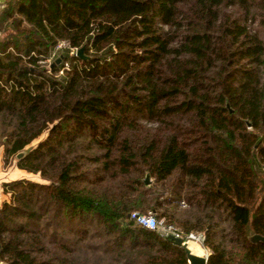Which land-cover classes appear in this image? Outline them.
<instances>
[{"label": "trees", "instance_id": "trees-1", "mask_svg": "<svg viewBox=\"0 0 264 264\" xmlns=\"http://www.w3.org/2000/svg\"><path fill=\"white\" fill-rule=\"evenodd\" d=\"M0 31L2 163L42 179L0 181V264H187L131 212L264 264V0H4Z\"/></svg>", "mask_w": 264, "mask_h": 264}, {"label": "built area", "instance_id": "built-area-1", "mask_svg": "<svg viewBox=\"0 0 264 264\" xmlns=\"http://www.w3.org/2000/svg\"><path fill=\"white\" fill-rule=\"evenodd\" d=\"M3 7H4V0H0V10ZM0 35H1V31H0ZM65 45H66V41L58 40L54 45L53 49L50 51L49 55L44 57L43 59L38 60V62L43 63L44 67L47 69V63L50 61V59L54 57L56 51ZM9 49L12 50L10 47ZM67 66L68 63L66 61L63 62L62 66L58 69V73H61L64 68H67ZM131 216H133L135 220L140 224H142L143 226L155 229L157 233L162 236L172 235L174 237L181 238L182 241L193 239L194 241H197L198 243L202 244L203 233L201 231H189L183 234L178 227L174 226L171 223H167L163 218H156L152 213L149 212L145 214L131 212ZM204 256H207V253H205Z\"/></svg>", "mask_w": 264, "mask_h": 264}, {"label": "rangeland", "instance_id": "rangeland-1", "mask_svg": "<svg viewBox=\"0 0 264 264\" xmlns=\"http://www.w3.org/2000/svg\"><path fill=\"white\" fill-rule=\"evenodd\" d=\"M50 63H47V69L49 68ZM18 177H26L28 179H32V180H37V181H42V179L38 176L37 173H32V172H26L20 168H18L14 161L11 160L9 161L8 164H3L2 163V154H1V146H0V181L1 180H6V179H12V178H18ZM145 179V178H144ZM145 181V180H144ZM147 182H151V178L147 176ZM186 204L184 202L180 203V207H185ZM188 241H194L193 239H189L186 241V243ZM195 243H197L199 245V247L201 248V253L200 255H204L205 253L208 254L209 249L205 246H203V243L200 244L197 241H194ZM189 250L193 253H199L198 250H196V248L194 247H188Z\"/></svg>", "mask_w": 264, "mask_h": 264}, {"label": "water", "instance_id": "water-1", "mask_svg": "<svg viewBox=\"0 0 264 264\" xmlns=\"http://www.w3.org/2000/svg\"><path fill=\"white\" fill-rule=\"evenodd\" d=\"M74 54L81 59L87 57L83 52V45L76 47L74 50ZM59 60H60V56H57V57H55L54 62L57 63V62H59ZM247 125H248V127H250V122L248 120H247ZM25 150L26 149H22V150H19L18 152H16L15 157H17V158L20 157L25 152ZM144 178H145L144 179L145 182H147L146 181L147 180L146 174H145ZM167 237L183 249L187 264H205L206 256L191 252L189 250V248L187 247L186 241H182L181 238L174 237L172 235H168ZM251 238L253 240H263L264 241V235L258 234V233L252 235Z\"/></svg>", "mask_w": 264, "mask_h": 264}, {"label": "bare ground", "instance_id": "bare-ground-1", "mask_svg": "<svg viewBox=\"0 0 264 264\" xmlns=\"http://www.w3.org/2000/svg\"><path fill=\"white\" fill-rule=\"evenodd\" d=\"M186 244H187V247H194V248H196V250H198V252H199V253H196V254H200L201 253V248L194 241H188Z\"/></svg>", "mask_w": 264, "mask_h": 264}]
</instances>
